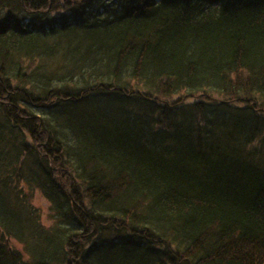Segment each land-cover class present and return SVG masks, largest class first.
Listing matches in <instances>:
<instances>
[{"label": "trees", "instance_id": "1", "mask_svg": "<svg viewBox=\"0 0 264 264\" xmlns=\"http://www.w3.org/2000/svg\"><path fill=\"white\" fill-rule=\"evenodd\" d=\"M0 264H264V0H0Z\"/></svg>", "mask_w": 264, "mask_h": 264}, {"label": "rangeland", "instance_id": "2", "mask_svg": "<svg viewBox=\"0 0 264 264\" xmlns=\"http://www.w3.org/2000/svg\"><path fill=\"white\" fill-rule=\"evenodd\" d=\"M6 9L7 10L5 12L3 10V12L6 13L4 15H7L8 12L11 13L12 10L10 9L11 10L10 11L9 10V7L6 8ZM33 203L36 204V205H39L41 207V209L43 211L44 218L46 220H49L50 217H49L48 203L46 202L45 197L39 192V190H36L35 193H34V195H33Z\"/></svg>", "mask_w": 264, "mask_h": 264}]
</instances>
